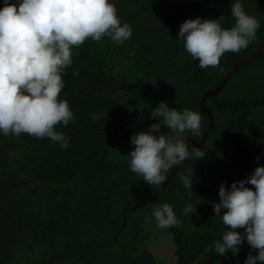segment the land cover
Returning a JSON list of instances; mask_svg holds the SVG:
<instances>
[{
    "label": "trees",
    "instance_id": "1",
    "mask_svg": "<svg viewBox=\"0 0 264 264\" xmlns=\"http://www.w3.org/2000/svg\"><path fill=\"white\" fill-rule=\"evenodd\" d=\"M113 1L118 18L131 25L133 34L120 45L88 38L73 48V64L66 69V81L72 78L73 119L67 127L55 126L69 138L68 147L26 133L0 134V221H26L18 246L29 255L42 249L40 264H165L150 251L152 238L142 219L168 203L181 223L160 230V236L174 242V264H244L249 253L257 254L246 242L236 255L216 252L214 242L225 226L213 207L221 183L228 189L264 166L258 155L264 149L251 143L254 133L264 143V49L255 62L235 71L218 97L207 100L214 127L201 149L203 158L186 160L178 175L173 167L157 187L130 170L128 156L134 150L131 136L158 122L150 115L161 102L198 112L201 135L185 132L184 137L202 141L210 124L200 107L204 95L264 43V0H242L245 12L260 24L256 39L239 53L226 52L219 67L206 69L176 39L179 26L188 19L223 15L222 27L230 28L235 23L231 0ZM160 133L173 135L163 127ZM189 146V152L196 147ZM181 176L193 177L191 189ZM188 204L192 211L183 215ZM26 259L23 250L18 259L0 239V264H31Z\"/></svg>",
    "mask_w": 264,
    "mask_h": 264
},
{
    "label": "clouds",
    "instance_id": "2",
    "mask_svg": "<svg viewBox=\"0 0 264 264\" xmlns=\"http://www.w3.org/2000/svg\"><path fill=\"white\" fill-rule=\"evenodd\" d=\"M112 1L15 0L12 3L3 0L4 6L0 8V134L26 133L35 138H50L62 149L68 147L69 138L57 132L55 126L67 127L73 119L69 97L73 99L74 94L68 90L72 78L66 81V69L73 64V48L88 38L95 42L109 38L120 45L133 34L131 25L118 18ZM229 8L235 21L230 28L222 27L223 15L217 19H188L179 26L176 39L198 60L200 69L219 67L220 58L226 52L239 53L256 39L260 24L245 12L242 0H231ZM73 75L78 72L73 71ZM151 117L158 122L151 124L147 132L139 131L131 136L134 150L128 158L132 172L148 185L159 187L173 167L178 175L186 160L203 158L205 153L201 149L207 140L200 146L204 137L200 143L184 137L185 132L201 135V115L196 111L187 108L178 111L161 102L151 111ZM162 127L173 135L160 133ZM260 138L261 135L254 133L251 143L264 149ZM190 142L198 149L192 146L189 152ZM258 155L264 160V151ZM170 178L167 183H171ZM192 180L193 177L181 176L185 188L191 189ZM218 197L213 211L225 230L214 242L216 252L221 256L228 252L236 255L239 246L246 242L257 254L249 253L244 264H264V166L256 167L250 176L232 183L228 189L221 183ZM11 199L20 204L16 197ZM23 211L26 215L27 208L23 207ZM191 211L192 205L188 204L183 215ZM5 219L0 221V239L5 240L20 259L22 250L18 242L24 238L26 221L15 217ZM153 219L160 230L178 227L181 223L168 203L154 207L151 218L146 217L147 224H152ZM237 229L244 231L240 233ZM44 255L39 248L29 255L26 263L40 264Z\"/></svg>",
    "mask_w": 264,
    "mask_h": 264
},
{
    "label": "water",
    "instance_id": "3",
    "mask_svg": "<svg viewBox=\"0 0 264 264\" xmlns=\"http://www.w3.org/2000/svg\"><path fill=\"white\" fill-rule=\"evenodd\" d=\"M264 49V43L260 46V48L258 50H256L255 54L253 55V57L249 58V59H246V60H243V61H240L238 62L233 68H231L224 76V78L222 79V81L220 82V84L217 85V87L212 90V91H209L207 92L202 101H201V109L208 114L209 116V119H210V125H209V128L204 136V139L202 141V143L200 144V146H204L206 140H207V137L209 136L212 128H213V125H214V120H213V114H212V111L209 110L207 107H206V102L207 100L209 99V97H218V95L225 89L227 83L230 81V79L232 78V76L234 75L235 71L239 68V67H242V66H246V65H250L252 64L253 62H255L258 57L260 56L261 52L263 51ZM180 165L177 166V168L179 167ZM126 220V218H125Z\"/></svg>",
    "mask_w": 264,
    "mask_h": 264
},
{
    "label": "rangeland",
    "instance_id": "4",
    "mask_svg": "<svg viewBox=\"0 0 264 264\" xmlns=\"http://www.w3.org/2000/svg\"><path fill=\"white\" fill-rule=\"evenodd\" d=\"M114 4L115 2L112 1ZM143 223L147 226V234L152 238V242L149 246L150 251L154 255L158 256V259L163 261L165 264H174L175 263V244L172 241L165 240L160 236V229L156 227L155 221L153 219L152 224H147V221L142 219ZM162 258H161V257Z\"/></svg>",
    "mask_w": 264,
    "mask_h": 264
},
{
    "label": "bare ground",
    "instance_id": "5",
    "mask_svg": "<svg viewBox=\"0 0 264 264\" xmlns=\"http://www.w3.org/2000/svg\"><path fill=\"white\" fill-rule=\"evenodd\" d=\"M24 246H25L26 248H29L28 243L24 244ZM22 250H23V257H27V258H28L29 254H27V251H26L25 249H22Z\"/></svg>",
    "mask_w": 264,
    "mask_h": 264
}]
</instances>
